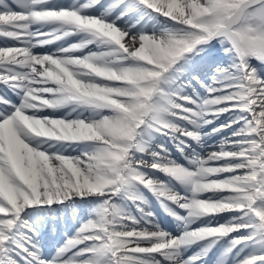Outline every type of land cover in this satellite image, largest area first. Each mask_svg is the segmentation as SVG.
I'll list each match as a JSON object with an SVG mask.
<instances>
[{
	"label": "snow or ice",
	"instance_id": "snow-or-ice-1",
	"mask_svg": "<svg viewBox=\"0 0 264 264\" xmlns=\"http://www.w3.org/2000/svg\"><path fill=\"white\" fill-rule=\"evenodd\" d=\"M0 264H264V0H0Z\"/></svg>",
	"mask_w": 264,
	"mask_h": 264
}]
</instances>
